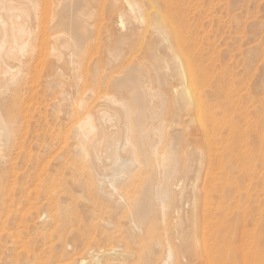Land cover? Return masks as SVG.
I'll list each match as a JSON object with an SVG mask.
<instances>
[{
    "label": "rangeland",
    "instance_id": "rangeland-1",
    "mask_svg": "<svg viewBox=\"0 0 264 264\" xmlns=\"http://www.w3.org/2000/svg\"><path fill=\"white\" fill-rule=\"evenodd\" d=\"M78 1L77 14H68L61 9L68 2L37 0L35 14L20 18L32 28V47L19 56L21 73L1 103L12 133L0 147V264H161L168 244L173 264H206L204 127L217 129L222 91L237 88L241 98L252 92L255 105L264 96V0H157L159 10H171L168 20L148 0H129L133 10L127 0ZM73 14L80 21L71 22ZM172 25L181 35L172 33ZM69 27L85 39L73 56L74 79L53 76L51 69L52 35H64ZM67 49L59 48L66 73ZM131 71L141 87L161 93L162 100L151 101L160 116L146 113L144 129L160 124L162 133L158 155L150 156L146 146L144 158L132 113L138 161L112 189L99 172L113 168L106 145L117 130L102 123L97 159L89 144L83 155L74 129L85 115L97 117L108 94L129 100L134 111L131 89L116 84ZM150 135L156 142L157 134ZM170 143L177 168L168 208L162 215L153 197L149 217L133 231L131 212L145 189L158 184L156 163ZM251 233V247L260 246Z\"/></svg>",
    "mask_w": 264,
    "mask_h": 264
},
{
    "label": "bare ground",
    "instance_id": "bare-ground-1",
    "mask_svg": "<svg viewBox=\"0 0 264 264\" xmlns=\"http://www.w3.org/2000/svg\"><path fill=\"white\" fill-rule=\"evenodd\" d=\"M56 1L57 6L63 2L64 4L68 2L67 5L69 4V7L65 8L67 11L61 8L63 12L67 13L68 11L75 12L73 7L76 8L78 2H80L78 0ZM156 1L148 0L149 4L155 9L157 8ZM36 3L37 0H0V147L8 145L12 133L10 132L11 123L2 114V98L7 94L21 73L22 61L19 56L24 55L32 47V28L26 22H21L20 18L24 17L29 20L36 12ZM127 5L133 10V5L129 0H127ZM60 10H56L53 14L54 23H58ZM156 11L163 20L172 17L170 14L171 10L167 13L166 9L161 11L157 8ZM76 14H73V16ZM69 17L71 16L69 15ZM79 17L74 16L70 21L76 23L80 21ZM171 28L174 35H177V33L181 35L182 31H179V33L175 26L172 25ZM63 33L65 34L52 35L54 61L51 62V69L53 76L61 77L67 74L74 79L77 73H75L76 59L74 60L73 56L76 55L75 52L79 51L78 49L83 42L84 35L78 33L77 30H73L72 27H69ZM60 47L68 48V52L66 51L67 57L65 58L69 66L68 73L64 72L59 65V61L62 58ZM118 52H113L112 56L116 57ZM158 68L159 66L155 65L156 71ZM157 78L160 82L164 81L163 74L161 76L160 72L157 74ZM139 80V75L135 71H131L127 72L116 83L119 87L124 86L125 88L127 86L131 89L130 102L135 108L133 112L128 106L129 100L126 102L123 99H117L112 94H108L107 97L105 96L107 105L99 108L97 117L94 118L91 114L85 115L77 122L74 129V135L78 140V148L83 155L88 156L86 144H89L94 157L97 159L96 151L102 142L98 140L97 132L98 130L101 133L105 131L102 123H109L111 124L110 126L115 127L117 130L115 138L112 137L106 145L109 151L107 155L114 158V161H112L113 165H111L113 168L109 172H99V176H102L103 180L106 179L108 186L112 189L116 188L117 182L126 176L130 167L138 161V157L134 152L135 143L132 141L133 138L130 137L133 129L130 119L132 113H134L132 120L135 123L134 129L139 134L138 146L142 148L143 153L147 146L150 150V156L155 157L158 155L157 146L160 144L162 133L160 124L156 127L148 125L147 129H144V126L146 113L152 119L160 116V108L151 105V101L156 96L162 100V95L160 92L155 91V88L152 90L147 86L141 87ZM51 83L50 85H52ZM239 92L234 87L231 90L222 91L219 125L217 124L216 130L212 125L204 127L206 137V195L204 202L206 264H264V236H262V233H264V105L262 102L264 96L260 98L261 100H257L259 104L255 105L256 99L252 98V92L249 97L245 98H241V95L238 94ZM150 134H157L158 142L157 140L154 142ZM175 155L172 143H170L165 152L160 153L159 161L156 163L160 180L157 185L153 187L149 185L145 189L146 191L141 196V203L131 212V229L133 231L140 230V226L149 217L148 214L153 207V197L159 203L160 213L164 215L172 194V179L176 175L177 158ZM144 156V158H148L149 155L147 156L144 153ZM151 178L150 182L152 183L153 177ZM214 186L218 192L215 201L213 200ZM214 205H216L215 209ZM41 225L44 226V224ZM213 225L216 226L215 229H213ZM252 230L260 241L258 244H261L259 246L255 242L256 245H252L255 252L250 245ZM173 259V250L168 244L161 264H173ZM80 264H84V260H81Z\"/></svg>",
    "mask_w": 264,
    "mask_h": 264
}]
</instances>
